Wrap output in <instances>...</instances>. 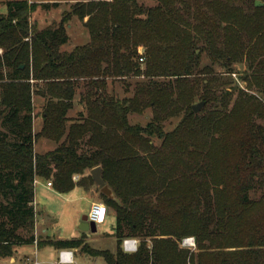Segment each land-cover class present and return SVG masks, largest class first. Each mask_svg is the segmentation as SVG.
<instances>
[{"label": "trees", "instance_id": "16d2710c", "mask_svg": "<svg viewBox=\"0 0 264 264\" xmlns=\"http://www.w3.org/2000/svg\"><path fill=\"white\" fill-rule=\"evenodd\" d=\"M37 1H6L0 15V259L35 244L79 248L105 264H264V125H256L264 119V0H79L39 30L30 14L65 0ZM74 16L87 18L89 41L63 51ZM203 55L224 73L245 56L257 95L210 94L209 79L196 78L212 73ZM140 75L147 80L131 96L114 94V83L130 86ZM197 94L203 109L231 107L200 117L188 104ZM145 109L150 121L130 123ZM181 110L166 131L163 122ZM41 139L54 149L36 152ZM96 166L118 199L96 186L115 218V249L37 238L34 180L58 194L86 192ZM127 237L139 240L135 252H123ZM185 237L194 250L178 244Z\"/></svg>", "mask_w": 264, "mask_h": 264}, {"label": "rangeland", "instance_id": "374dc122", "mask_svg": "<svg viewBox=\"0 0 264 264\" xmlns=\"http://www.w3.org/2000/svg\"><path fill=\"white\" fill-rule=\"evenodd\" d=\"M6 1H12V0H0V3H1L0 4V15H4L6 13V6L4 4ZM17 1H21V0H17ZM28 1L38 2L37 0H28ZM75 1H78V0H65L64 4L60 3L61 5H58L55 8H50L47 12L46 10H43L40 7H38L32 14H30L31 16L30 23L34 25L37 30L45 28L47 26L55 25L61 19V15H60L61 12L69 10L71 4L75 3ZM154 3L151 1H144V4L147 6H154ZM85 21H87V18H85L83 21H80L77 17L74 16L71 18V20L67 24L64 25L65 31L67 32V35L69 37V41L64 45V47L67 48L68 50L69 49L71 50L76 45H82V44H85V42H88L89 31H87V29L84 26ZM262 43H264V40L262 41ZM244 59H245V56L242 57L241 62L229 63L228 68L231 70L228 73H224V71H226L227 69L226 66H220L218 64L213 65L211 61H209L208 57L203 55L201 57V66L202 65L205 66L207 64L211 65L212 73L206 74V75H198L196 76V78L200 80L206 79V78L209 79L208 81L206 80L207 81L206 83H208L207 90L210 94L215 95L216 98L220 97L223 89L232 90V93H233L232 100L237 99V96L239 95V93H241L240 91H242L243 94L246 93L247 95H250V96L252 95L256 96L257 93H255V88H256L255 81L250 76H248L249 71L247 72V63H246V60ZM144 61H145V57H143L142 61L138 60V62L141 63L142 65V69L144 68V64H145ZM145 80L147 79H145L143 75H140L139 77H136L133 79L130 78L126 80L127 82L126 84L129 83L130 86L122 85L121 83L116 82L113 85L114 94L121 98H123V96H131L135 90V86L137 82L140 83L141 81H145ZM197 87H198V92L201 93V90H203L202 85H199ZM39 100L40 99H37V98L34 99L35 111L38 110L37 104ZM198 103H203L200 100L199 94L195 95L193 99L188 102L189 106H192ZM215 103H216L215 101L214 103L212 101L209 102L204 109H203L204 107V104H203L202 107L198 110V112H196V114H199L200 117H205L207 116L209 112H212L215 109H218L219 111L223 112L225 110L230 109L231 107V103L223 108L220 107L218 103L216 104ZM81 108H82L81 106L80 107L77 106L76 108H74V110L76 111ZM74 110L70 113L71 116H74V112H75ZM183 114H184V111L181 110L180 115L174 118L170 117V119L168 118L165 122H163V127L165 128V130L166 131L173 130L174 126L178 123V121L180 120ZM152 117H153V112L150 109H145L143 113L131 114L129 116V121L132 124L145 125L148 121L152 119ZM257 124L264 125V119H257L256 125ZM42 140L44 139H41L38 141H42ZM38 141H36L35 143H37ZM48 143L50 142L48 141ZM155 144H158V143H155ZM54 146L55 145L52 144V147ZM77 179H78V176L75 177V180ZM43 185L44 183H41V185H37L35 188V204H33V207H34V213L36 215L35 221L37 223H41L43 228L46 226L48 227V235H47L48 237H46V234L42 235L39 228L35 236L37 238H41L42 240L46 238H53V237L60 239L63 236V234H66L65 231L67 230H70V232L73 231L70 228V220H68L66 217H63L62 219L58 221L59 224L56 226L54 223L55 220L53 218L46 217L45 212L49 213V211L53 212V214L55 215L54 212L58 211L60 203L55 198L52 197V194L49 190L41 189ZM86 196L89 197L92 200V202L96 201V202L102 203V199L98 194L96 185H92L88 188V190L86 191ZM89 205L90 203L87 201L86 198L85 199L79 198L76 201L75 207L77 208L78 212L81 211V213L87 214L89 210ZM108 213H111L113 215L111 210H108ZM108 227H109L108 225L104 227L101 225H96V230H97L96 238L98 241H94V242L88 241L89 246H92L93 248L95 247L98 249L113 251L115 249V242L113 238L106 235L107 233H109ZM85 235H86L85 233L80 232L77 238H80L84 242H86ZM88 236L92 237L93 234L88 232ZM185 238L193 239V237H185ZM185 238H182V240ZM182 240H180L178 244H180ZM137 242L139 244L138 239H137ZM180 246L182 245L180 244ZM26 248L28 249V253L29 254L31 253L32 257L34 255V251L36 250L37 257H38L37 259L40 262V264H53L57 260V255L52 254L50 256L48 255L43 256L42 253H40L37 248H33L32 246L31 247L28 246ZM184 248H187V247H184ZM194 248L195 246L191 248H187V249L194 250ZM76 250L77 252L74 253L75 255L74 263L75 264H105L101 257L91 258L88 255L82 253L79 250V248ZM23 260H24V255L13 253L10 258L0 259V264H19L20 261H23ZM43 261L45 262L41 263Z\"/></svg>", "mask_w": 264, "mask_h": 264}, {"label": "crops", "instance_id": "0c3cea01", "mask_svg": "<svg viewBox=\"0 0 264 264\" xmlns=\"http://www.w3.org/2000/svg\"><path fill=\"white\" fill-rule=\"evenodd\" d=\"M79 1V0H78ZM64 2L65 1H61L60 3H63L64 4ZM75 2H77V1H75ZM58 4V5H61V4ZM48 11V10H47ZM46 11V12H47ZM63 12V11H62ZM61 12V13H62ZM68 41H69V39H68ZM89 41V40H88ZM85 43H87V42H85ZM83 45V44H82ZM76 46H79V45H76ZM75 47V46H74ZM73 47V48H74ZM61 50H63V51H67V52H70V51H72V49L70 50H68L67 48H65L64 47V45H62L61 47ZM41 103H42V99H40L39 101H38V104H37V107L39 108L40 106H41ZM77 106H81V105H79V104H75V106H74V108H76ZM74 110V109H73ZM73 110H71L68 114L71 116V112L73 111ZM81 109H78V110H74L75 112H74V116H76L77 114V112L78 111H80ZM74 116H71V117H74ZM41 123H42V120L40 119V118H37V119H35L34 120V122H33V131L34 132H37V131H39V129H40V127H41ZM48 141L49 140H42V141H38L37 143H34V145H33V147L35 148V151L36 152H39V153H42V152H45V151H48V150H52V149H54V147H52V144H53V142H51V141H49L50 143H48ZM38 143H39V145H38ZM38 145V146H37ZM37 146V147H36ZM41 183H44V185L43 186H45V187H41V189H45V190H49L50 192H51V194H52V197L53 198H55L60 204H59V208H58V211L57 212H54L55 213V215L53 214V212H51V211H49V213L48 212H45V214H46V217H49V218H53L55 221H54V223H55V225L57 226L58 224H59V220L60 219H62L63 217H66L68 220H70V228H71V230H73V231H71L70 232V230H67V231H65V233L66 234H63V236L60 238V239H57V238H54L53 237V239H56V240H61V239H77V237L79 236V234H80V232H83V233H85L86 235H85V239H86V242L88 243V241L89 242H94V241H98L97 240V235H96V232H94V234H93V236L92 237H89L88 236V232H86V231H82V230H80L79 228H78V225H79V223L81 222V218H82V216L83 215H87V214H83V213H81V211L80 212H78V210H77V208L75 207V204H76V201L79 199V198H82V199H87V201L90 203V205H89V209H90V207H91V205L93 204V203H95L96 201H93L92 202V200L89 198V197H87L86 196V192H84L83 190H81V189H79L78 187H76L74 190H72V191H70V192H68V193H56L52 188H51V186H50V183L49 182H46V181H42V180H40V179H35L34 180V195H33V198H34V202H33V204H35V188H36V186L37 185H41ZM101 203V202H100ZM89 211V210H88ZM66 215H68V216H66ZM82 215V216H81ZM114 223H115V218H114V215H112L111 213H108V209H107V217H106V220L104 221V223H102V224H99V225H101V226H109L108 228H109V233H107L106 235L107 236H109V237H111V238H113V240H114V242H115V238L112 236V234H113V226H114ZM38 228L40 229V231H41V233H42V235L43 234H46V237H48L47 235H48V227L46 226V227H44L43 228V226H42V224L41 223H37L36 221H35V225H34V231H35V234H37V230H38ZM91 233V232H90ZM89 244V243H88ZM28 246H32L33 248H36V246L33 244V245H28ZM28 246H17V247H14V252L13 253H15V254H20V255H24V259H26V258H28V257H32V255H31V253L29 254L28 253V249L26 248V247H28ZM38 249V248H37ZM61 249H63V248H61ZM65 249H68V248H65ZM70 250H72L73 251V263H74V253H76L77 252V250L76 249H70ZM38 251L40 252V253H42V255L44 256V255H48V256H50V255H52V254H54V255H57L58 256V252H59V250L58 249H55V248H53V247H49V246H45L43 249H38ZM34 254H36V256H37V252H36V250L34 251ZM38 258V257H37ZM13 259V258H12ZM10 261H11V259H10ZM57 261V260H56ZM45 261H43V262H41V263H44ZM56 262H54L53 264H55ZM75 264V263H74Z\"/></svg>", "mask_w": 264, "mask_h": 264}, {"label": "built area", "instance_id": "2783aa9c", "mask_svg": "<svg viewBox=\"0 0 264 264\" xmlns=\"http://www.w3.org/2000/svg\"><path fill=\"white\" fill-rule=\"evenodd\" d=\"M143 58H139L142 61ZM75 180V178H73ZM87 222H92L95 225L104 223L107 217V208L103 203L95 202L91 205L89 211L87 212ZM35 243V242H34ZM137 239L127 237L121 241V248L125 253L135 252L139 245H137ZM182 247L191 248L194 247V241L192 238H185L180 243ZM35 245V244H34ZM36 246V245H35ZM19 264H40L37 259L36 254L33 257H28ZM55 264H74L73 263V251L70 249H61L58 252L57 261Z\"/></svg>", "mask_w": 264, "mask_h": 264}, {"label": "water", "instance_id": "95a60500", "mask_svg": "<svg viewBox=\"0 0 264 264\" xmlns=\"http://www.w3.org/2000/svg\"><path fill=\"white\" fill-rule=\"evenodd\" d=\"M203 103H198L191 106L192 111L195 113L202 107ZM89 176L94 181L95 185L99 189V193L103 196H106L108 199L118 202L116 196L110 187H108L101 178V168L99 166L93 167L89 172ZM78 228L82 231L91 232L94 234L96 232V225L92 222H87V215H83L81 222L78 225Z\"/></svg>", "mask_w": 264, "mask_h": 264}]
</instances>
